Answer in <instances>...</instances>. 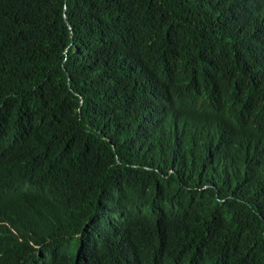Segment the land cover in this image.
I'll use <instances>...</instances> for the list:
<instances>
[{"label": "trees", "instance_id": "1", "mask_svg": "<svg viewBox=\"0 0 264 264\" xmlns=\"http://www.w3.org/2000/svg\"><path fill=\"white\" fill-rule=\"evenodd\" d=\"M0 264H264V0H0Z\"/></svg>", "mask_w": 264, "mask_h": 264}]
</instances>
